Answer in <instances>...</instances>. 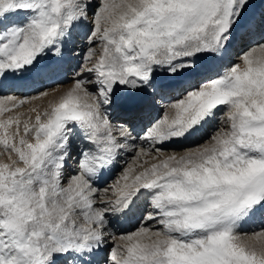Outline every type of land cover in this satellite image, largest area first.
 Wrapping results in <instances>:
<instances>
[{"label":"snow or ice","instance_id":"obj_1","mask_svg":"<svg viewBox=\"0 0 264 264\" xmlns=\"http://www.w3.org/2000/svg\"><path fill=\"white\" fill-rule=\"evenodd\" d=\"M250 6L0 0V86L37 93L0 98V264H264V13L254 28ZM78 48L70 87H35ZM149 95L169 103L136 132ZM121 219L139 227L118 234Z\"/></svg>","mask_w":264,"mask_h":264},{"label":"bare ground","instance_id":"obj_2","mask_svg":"<svg viewBox=\"0 0 264 264\" xmlns=\"http://www.w3.org/2000/svg\"><path fill=\"white\" fill-rule=\"evenodd\" d=\"M264 13V3L261 2V0H251V6L248 10V14L253 17L252 19V25L255 28L260 20H261V15ZM76 59L75 60H68L60 71H58L54 76L45 74L43 77H36L37 80L43 79L44 80V85H40L37 83L35 87L37 88H45L48 89L49 91L56 89V88H65L68 85H71L73 82V69L76 68L77 62L81 60V53H80V48L77 49ZM33 91L32 87H14L11 83H8L6 86H0V93L4 94H21L28 96L31 94ZM34 94V93H33ZM36 94V93H35ZM20 95V96H21ZM169 103V100L167 98H162L160 96H146L144 98V111L142 113V118L137 117L132 120V123L135 125L136 132H139L142 127V123L146 121L148 118L154 117V116H159L162 114L163 110L166 108L167 104ZM115 118L123 122L126 119H129L127 115H125L123 112L117 110L114 113ZM136 132L133 133V135L136 134ZM80 144L79 141L76 142V144L73 147L72 151V159L68 161V173H72L73 169L75 168V159H76V152L79 150ZM129 159L127 155H124V160ZM121 164H123V161H121ZM119 171V168H117V172ZM114 176V177H113ZM115 179V174H109L105 177V180L108 183H111L112 180ZM139 227V223L136 219H121L118 223L114 231H116L118 234L120 232H130L134 231L137 227ZM136 227V228H135Z\"/></svg>","mask_w":264,"mask_h":264},{"label":"rangeland","instance_id":"obj_3","mask_svg":"<svg viewBox=\"0 0 264 264\" xmlns=\"http://www.w3.org/2000/svg\"><path fill=\"white\" fill-rule=\"evenodd\" d=\"M71 85H68V86H66V87H70ZM65 87V88H66ZM61 89H63V88H61ZM46 90H48V89H46ZM49 91V90H48ZM51 91V90H50ZM34 93V94H33ZM36 92H32V94H31V96H33V95H36L35 94ZM9 95H13V96H16V97H18V98H24V95H21V94H9ZM21 95V96H20ZM4 96H8L7 94H4V93H0V98H2V97H4ZM25 97H29L30 98V95H28V96H26L25 95ZM34 103H40L39 101H34ZM167 107V106H166ZM209 131H212V129H209ZM197 140H199V138H197ZM78 142V141H77ZM199 142L200 143H203V140H199ZM188 146L189 147H194L195 146V144H192V143H189L188 144ZM169 150H177V151H180L181 149H179V148H175V149H169ZM114 177V176H113ZM109 182V181H108ZM137 227V226H136ZM135 227V228H136Z\"/></svg>","mask_w":264,"mask_h":264}]
</instances>
